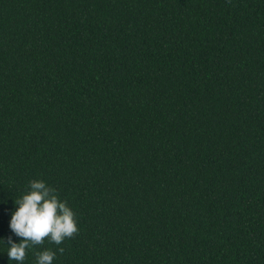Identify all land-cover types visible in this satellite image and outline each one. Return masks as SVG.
I'll return each mask as SVG.
<instances>
[{"label": "trees", "instance_id": "16d2710c", "mask_svg": "<svg viewBox=\"0 0 264 264\" xmlns=\"http://www.w3.org/2000/svg\"><path fill=\"white\" fill-rule=\"evenodd\" d=\"M34 180L23 264H264V0H0V264Z\"/></svg>", "mask_w": 264, "mask_h": 264}, {"label": "clouds", "instance_id": "9594fccd", "mask_svg": "<svg viewBox=\"0 0 264 264\" xmlns=\"http://www.w3.org/2000/svg\"><path fill=\"white\" fill-rule=\"evenodd\" d=\"M29 188L27 194L15 201L18 207L9 225L12 232L22 238L20 243L8 240L7 256L17 264H23L26 250L33 246H41L45 240L59 246L79 232L76 214L66 201L60 200L54 188L43 180L31 181ZM58 251L62 255L65 250L59 247ZM56 255L52 250L37 252L36 264H53Z\"/></svg>", "mask_w": 264, "mask_h": 264}]
</instances>
